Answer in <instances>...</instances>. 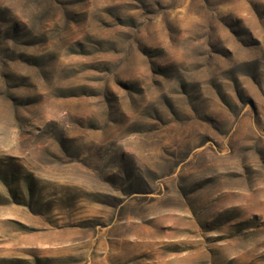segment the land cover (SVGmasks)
Listing matches in <instances>:
<instances>
[{
    "label": "rangeland",
    "instance_id": "rangeland-1",
    "mask_svg": "<svg viewBox=\"0 0 264 264\" xmlns=\"http://www.w3.org/2000/svg\"><path fill=\"white\" fill-rule=\"evenodd\" d=\"M0 264H264V0H0Z\"/></svg>",
    "mask_w": 264,
    "mask_h": 264
}]
</instances>
